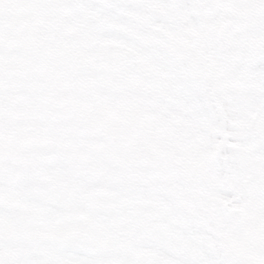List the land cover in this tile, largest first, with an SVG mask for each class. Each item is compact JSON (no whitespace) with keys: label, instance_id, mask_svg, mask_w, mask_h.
Returning <instances> with one entry per match:
<instances>
[{"label":"snow or ice","instance_id":"6c2138e0","mask_svg":"<svg viewBox=\"0 0 264 264\" xmlns=\"http://www.w3.org/2000/svg\"><path fill=\"white\" fill-rule=\"evenodd\" d=\"M0 264H264V0H0Z\"/></svg>","mask_w":264,"mask_h":264}]
</instances>
